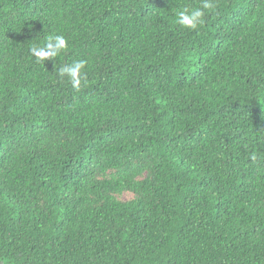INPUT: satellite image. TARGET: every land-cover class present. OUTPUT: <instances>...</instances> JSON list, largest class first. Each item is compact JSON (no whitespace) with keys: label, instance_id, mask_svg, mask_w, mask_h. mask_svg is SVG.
<instances>
[{"label":"trees","instance_id":"trees-1","mask_svg":"<svg viewBox=\"0 0 264 264\" xmlns=\"http://www.w3.org/2000/svg\"><path fill=\"white\" fill-rule=\"evenodd\" d=\"M208 2L0 0V264H264V0Z\"/></svg>","mask_w":264,"mask_h":264},{"label":"clouds","instance_id":"clouds-1","mask_svg":"<svg viewBox=\"0 0 264 264\" xmlns=\"http://www.w3.org/2000/svg\"><path fill=\"white\" fill-rule=\"evenodd\" d=\"M212 5L208 0H203L202 8H196L189 11L187 8L180 9L176 12V23L188 29H195L202 23L204 12L202 9L211 8ZM68 47V41L63 35L52 37L46 45V49L33 48L32 51L39 59H49L58 56L63 50ZM87 61L80 59L74 61L70 65L62 66L59 69L61 78L67 77L73 88H79L82 79V70L85 68ZM255 158V157H253Z\"/></svg>","mask_w":264,"mask_h":264}]
</instances>
